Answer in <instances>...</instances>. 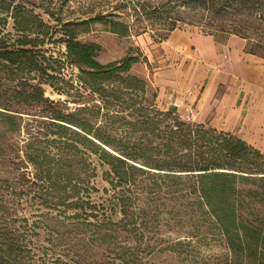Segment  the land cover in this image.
I'll return each instance as SVG.
<instances>
[{"label": "rangeland", "instance_id": "1", "mask_svg": "<svg viewBox=\"0 0 264 264\" xmlns=\"http://www.w3.org/2000/svg\"><path fill=\"white\" fill-rule=\"evenodd\" d=\"M9 1L33 7L51 25V30L57 28L41 45L46 55L53 54L57 59L50 61L55 69L49 66L48 71L54 73L50 79L61 90L43 82L45 94L57 101L55 108L66 117L74 113L77 119L94 127L104 124L114 142L127 151L145 145L152 147L154 155L163 151L183 155L188 150L177 143L170 147L163 144L169 129L164 122H158L163 117L158 109H168L157 102V89L152 81L150 54L159 52V44L173 24L203 32L234 31L247 38L248 49L264 56V0L185 1L180 6L175 0ZM146 1L150 3L146 7L149 13L140 10ZM95 14L100 18L92 19ZM174 17H179L175 23ZM113 19L128 23L127 32L112 30ZM0 25L3 32L11 31L6 36L14 35L10 16L6 24L0 19ZM67 29H73L81 40L97 42L100 45L97 57L102 62L121 58L129 51L140 54L130 69L135 77L129 86L116 82L117 97L86 94L79 81V68L67 59L66 43L59 40ZM47 62L48 59L44 64ZM33 73H37L35 80L47 76L41 70ZM176 116L192 125L200 123L180 114ZM28 119L25 116L24 122ZM168 121L173 123L175 119L165 118V123ZM44 124L47 126L48 122ZM61 130L60 135H48L57 138L49 142V149L53 154L62 145L75 158L67 163L68 171L59 185L30 162L12 163L10 170H3L0 165V201L8 200L11 208L9 215H3L0 209V236L4 233L14 238L22 248L25 264H109L107 261L122 251L130 255L134 252L146 264H196V257L207 264L230 263V253L212 236L195 245H187L185 241L180 246L175 244L187 233H193L180 221L184 219L182 214L169 210L176 200L190 201L195 197L188 174L166 175V169L149 166L145 170L128 168L117 174L110 170L109 164L100 163L98 153L78 141L70 128ZM26 133L24 129L22 136ZM122 198L138 219V228L118 227L115 231L108 230L109 234L102 238L98 231L115 226L111 221L117 223L123 217L119 208ZM163 202L167 205L160 204ZM158 203L161 208L156 209ZM173 245L176 248L172 249ZM183 248L191 251L187 253Z\"/></svg>", "mask_w": 264, "mask_h": 264}, {"label": "trees", "instance_id": "2", "mask_svg": "<svg viewBox=\"0 0 264 264\" xmlns=\"http://www.w3.org/2000/svg\"><path fill=\"white\" fill-rule=\"evenodd\" d=\"M185 1L206 0H175L179 6ZM148 6L150 3L146 1L140 10L149 13L146 10ZM0 12H6L5 15L0 14L4 24L9 16L13 19L15 29L14 35L6 36L11 31L3 32L4 27L0 25V165L3 170L12 163L21 165L30 162L37 171L46 172L50 180L59 185L68 171L67 163L75 156H69V151L66 152L62 145L52 154L49 142L57 141V138L48 135H60L61 128L68 127L78 141L98 153L100 163L109 164L110 170L117 174H122V170L128 168L145 170V166H149L166 169V175L190 176L188 179L195 197L190 201L176 200L169 210L182 214L184 219L180 221L193 233H187L184 239L179 238L176 245L180 246L184 241L187 245H195L212 236L230 253L228 264H264V151L261 148L231 131L202 122L192 125L179 119L176 116L180 114L178 112L158 109V113L163 114L158 122H164L169 129L163 144L170 147L177 143L186 146L187 152L169 155L163 151L160 155H154L150 145L135 151L123 149L114 142L104 124L94 127L77 119L74 113L66 117L55 108L57 101L45 94L43 82H50L61 90L50 79L54 73L48 71L49 66L55 69L50 61L57 59L53 54L46 55L41 46L57 28L51 30V25L41 13L22 2L0 0ZM91 18L98 19L100 15L95 14ZM174 18L175 23L179 17ZM112 22V30L127 32L128 23L118 19ZM175 26L173 24L172 28ZM59 40L66 43L67 59L78 66L79 81L89 96L99 93L103 98L104 94L117 97L116 85L119 84L116 82L129 86L135 77L130 69L139 60L138 53L129 51L121 58L102 62L97 57L100 45L95 41L79 39L73 29H67ZM46 59L48 62L44 64ZM38 70L47 73V76L35 80L37 73L33 71ZM39 114L47 117L41 119L37 116ZM25 116L29 119L24 122ZM167 117H173L175 121L165 123ZM45 122H48L47 126ZM24 129H27V133L22 136ZM9 203L8 200L0 201L3 215L11 213ZM160 204L167 205L166 202ZM160 204H156V209L161 208ZM119 208L123 217L117 223L111 221L115 226L100 229L98 232L102 238L109 234L108 230L115 231L118 227L138 228V219L129 209L125 198L120 199ZM141 210L146 211L144 206ZM129 224L134 227H128ZM182 250L187 253L191 251L188 248ZM134 255V252L130 255L122 251L107 262L146 264V261ZM23 257L21 246L12 236L3 233L0 236V263L25 264ZM196 258V264H207L203 258Z\"/></svg>", "mask_w": 264, "mask_h": 264}, {"label": "crops", "instance_id": "3", "mask_svg": "<svg viewBox=\"0 0 264 264\" xmlns=\"http://www.w3.org/2000/svg\"><path fill=\"white\" fill-rule=\"evenodd\" d=\"M152 59L157 102L264 149V56L234 31L173 27Z\"/></svg>", "mask_w": 264, "mask_h": 264}, {"label": "built area", "instance_id": "4", "mask_svg": "<svg viewBox=\"0 0 264 264\" xmlns=\"http://www.w3.org/2000/svg\"><path fill=\"white\" fill-rule=\"evenodd\" d=\"M185 118H188V119H190V116H189V115H186V116H185Z\"/></svg>", "mask_w": 264, "mask_h": 264}]
</instances>
